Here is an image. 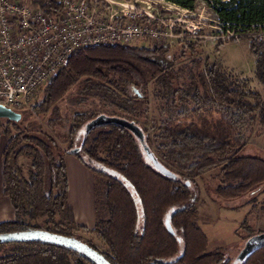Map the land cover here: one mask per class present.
Wrapping results in <instances>:
<instances>
[{"label": "trees", "instance_id": "trees-1", "mask_svg": "<svg viewBox=\"0 0 264 264\" xmlns=\"http://www.w3.org/2000/svg\"><path fill=\"white\" fill-rule=\"evenodd\" d=\"M33 1L50 15L59 11L52 0ZM165 1L188 10L197 2ZM205 1L222 29L233 33L230 41L248 39L255 60L253 78L264 86V39L253 34L264 23V0ZM167 54L168 48L160 44L79 48L42 87V99L32 107L39 115L51 111L47 125L56 129L61 122L56 102L84 81L87 91L112 109L105 114L134 121L141 128L145 144L176 178L155 170L139 141L125 128L109 124L83 137L85 124L99 114H75L62 135L67 144L64 148L42 126H33L30 112L22 113L19 122L8 120L2 133L6 138L1 162L3 191L15 218L0 222V234L44 229L73 237L70 229L57 221L59 214L87 231L75 224L67 202L63 157L79 146L80 151L73 155L97 178L91 232L106 246L102 254L111 264H233L234 256L224 247L207 250L208 237L198 224L199 188L194 177L218 167L214 193L221 201L235 200L264 185V155L242 151L248 144L243 129L255 121L264 125V94L202 56L195 44L183 45L172 59ZM189 56L186 74L175 61ZM150 94L160 112L152 131L144 125ZM20 156L30 159L27 176L18 163ZM107 171L120 174L133 186L141 201L140 218L128 189ZM174 207L178 209L171 214L170 223L180 241L164 224L167 212ZM40 218L47 227L34 223ZM0 252V264H72L71 256L94 264L80 253L40 241L2 243ZM241 264H264V247Z\"/></svg>", "mask_w": 264, "mask_h": 264}, {"label": "rangeland", "instance_id": "rangeland-1", "mask_svg": "<svg viewBox=\"0 0 264 264\" xmlns=\"http://www.w3.org/2000/svg\"><path fill=\"white\" fill-rule=\"evenodd\" d=\"M87 1L92 11L105 16H120L124 12L132 10L147 11L154 16L189 20L194 24H198V29L194 36L185 32L182 36L176 37L171 42H156L145 39L133 42L131 45L150 47L160 44L168 48L167 55L172 59L177 56L183 45L195 44L201 48L202 56L221 65L234 78L240 81L247 80L248 86L251 89L259 91L262 95L264 94V86L253 78L255 60L249 50L248 39L238 37L235 41H230V31L222 29L205 0H197L192 10L186 9L188 11L165 0ZM178 31L180 32L179 29ZM189 61L190 56L186 59H178L175 61V66H183L185 73L188 74ZM85 86L86 83L84 81L77 83L64 97L56 102V113L61 117V122L58 123L56 129L52 130L47 125V119L51 111L44 115H39L32 107L41 101L42 88L29 98L22 109L16 111H19L22 117V113L26 114L30 112L29 121L33 123V126L35 128L42 126L45 131L56 137L60 145L65 148L67 144L63 141L62 135H65L68 131V127L75 114H105L110 113L112 110L109 107L103 106L99 98L93 95V92L87 91V87ZM149 102L147 122L144 125L149 131H152L158 123L160 112L157 108L156 100L151 94L149 95ZM7 121L4 118L0 119L1 143L6 142V138L2 133L3 128L7 125ZM243 131L248 144L242 151L244 153L264 155V125L255 121L250 126L245 127ZM57 132H60L61 135L57 134ZM18 163L22 167L24 175L27 176L30 159L26 156H20ZM218 172V167H215L205 171L201 176L194 177L199 188V201L197 204L198 224L208 237L207 250L224 247L230 255L235 256L249 234L264 231L257 228V217L264 211V185L251 190L235 200L221 201L214 193V188L218 181ZM56 219L58 222L62 221L64 226L70 229L73 237L90 242L101 252H106V246L102 245L92 232L80 230L78 227L71 225L67 220H64L63 214H59ZM34 223L43 228L47 227L43 218L34 221ZM0 254L2 253L0 252ZM76 262H79V264H89L80 258L71 256V263L75 264Z\"/></svg>", "mask_w": 264, "mask_h": 264}, {"label": "built area", "instance_id": "built-area-1", "mask_svg": "<svg viewBox=\"0 0 264 264\" xmlns=\"http://www.w3.org/2000/svg\"><path fill=\"white\" fill-rule=\"evenodd\" d=\"M52 1L59 7L54 15L33 0H0V103L14 110L22 109L79 48L145 39L171 42L198 29L189 20L147 11L105 16L92 11L87 0ZM253 34L264 39V23Z\"/></svg>", "mask_w": 264, "mask_h": 264}, {"label": "water", "instance_id": "water-1", "mask_svg": "<svg viewBox=\"0 0 264 264\" xmlns=\"http://www.w3.org/2000/svg\"><path fill=\"white\" fill-rule=\"evenodd\" d=\"M21 113L16 111L4 104L0 103V119L4 118L9 121L19 122L21 120ZM118 125L122 128L127 129L130 131L135 138L139 141V144L143 150V154L145 158L151 163L152 167L163 174L166 177L176 178L175 173L171 170L166 168L155 156L154 152L145 144V136L141 128L131 120H128L123 117L119 116H111L107 114H99L89 120L84 128H83V137H85L92 129L100 126L105 125ZM80 147H73L70 150L71 154L77 153L80 151ZM107 173L114 178L118 179L123 183V185L128 189L130 195L133 198L134 203L139 208L138 217L142 216V208H141V201L137 196L135 189L133 186L125 180L123 176L114 172V171H107ZM178 208L174 207L171 208L164 219V224L167 231L172 234L176 235L174 229L170 223V216L173 214ZM27 241H40L46 242L50 244H55L58 246H62L67 248L73 252L80 253L83 256L87 257L90 261L94 264H111L97 249L89 246L86 242L79 240L75 237H68L61 234H57L51 231H47L44 229H30L24 231H17V232H9V233H1L0 234V244L8 243V242H27ZM264 247V231L252 234L251 236L247 237L242 247L239 249L237 254L233 259V264H241L245 259H247L252 253L256 250Z\"/></svg>", "mask_w": 264, "mask_h": 264}, {"label": "crops", "instance_id": "crops-1", "mask_svg": "<svg viewBox=\"0 0 264 264\" xmlns=\"http://www.w3.org/2000/svg\"><path fill=\"white\" fill-rule=\"evenodd\" d=\"M2 142V140H1ZM0 142V222L13 220L15 211L10 199L3 191L2 176V151L5 142ZM64 164L67 176V202L72 207L74 222L78 226L85 227L88 231L95 226V194H94V173L88 169L75 155L64 154ZM258 229L264 230V211L257 217ZM80 229V228H79ZM83 230V229H80ZM96 239L104 245L101 239ZM83 241V240H82ZM105 246V245H104Z\"/></svg>", "mask_w": 264, "mask_h": 264}, {"label": "flooded vegetation", "instance_id": "flooded-vegetation-1", "mask_svg": "<svg viewBox=\"0 0 264 264\" xmlns=\"http://www.w3.org/2000/svg\"><path fill=\"white\" fill-rule=\"evenodd\" d=\"M78 141H79V140H78ZM175 236L177 237V235H175ZM177 240H179V241H180V238H179V237H177ZM239 249H240V248H239ZM238 251H239V250H238ZM238 251H237V252H238ZM237 252H236V254H237ZM236 254H235V255H236ZM234 257H235V256H234Z\"/></svg>", "mask_w": 264, "mask_h": 264}]
</instances>
